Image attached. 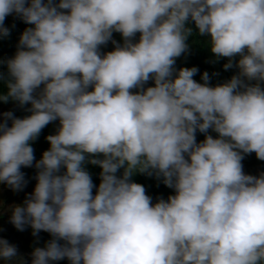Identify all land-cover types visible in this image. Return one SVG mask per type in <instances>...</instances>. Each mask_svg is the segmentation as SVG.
I'll return each mask as SVG.
<instances>
[{
  "label": "clouds",
  "instance_id": "clouds-1",
  "mask_svg": "<svg viewBox=\"0 0 264 264\" xmlns=\"http://www.w3.org/2000/svg\"><path fill=\"white\" fill-rule=\"evenodd\" d=\"M10 14L30 27L0 61V102L29 114L2 113L0 184L22 191L36 170L8 221L50 236L27 264H264V172L241 163L264 161V0H0V37ZM189 24L237 70L225 82L175 67ZM136 174L173 194L153 202ZM0 260L25 264L5 239Z\"/></svg>",
  "mask_w": 264,
  "mask_h": 264
},
{
  "label": "rangeland",
  "instance_id": "rangeland-1",
  "mask_svg": "<svg viewBox=\"0 0 264 264\" xmlns=\"http://www.w3.org/2000/svg\"><path fill=\"white\" fill-rule=\"evenodd\" d=\"M15 20L18 21L19 19L15 17ZM5 26V24H4ZM24 28V25L20 26V31ZM19 28H17L16 32ZM2 37H0L1 41ZM113 39L117 42H120V36L116 35V33H113ZM7 48H4V51H6ZM112 50V44L109 43L105 46L101 47V52H107ZM225 62L224 58H221L219 61L215 63H210L209 66H211V70L213 73H217V75L213 76L212 74H209L210 76V85L215 86L219 83L225 82L227 79H229L232 75L236 73L235 68H231L228 70L222 69L221 65ZM197 82H200V76L193 77ZM6 111H12L15 117H18L16 115V108L12 104H1L0 103V120L3 119L2 113ZM212 135H215L214 133H209ZM196 140L197 142L203 140V134L197 133L196 134ZM36 145H32L34 149V157L36 160L40 158L41 153L35 147ZM243 166V171L245 174L250 175H257L260 172H264V161L258 160L254 153H250L244 156L243 160L241 161ZM34 168L28 167V168H22L21 171L25 174V180L27 181L26 186L23 188L22 191L14 192L10 190L8 187H6L3 184H0V239L7 240L10 244L14 245L17 249V254L19 257H21L25 264H27V261L29 260V253L31 252L33 247L37 246H43V244L50 239V236L48 233L45 232H39L38 237H33L30 234V229L27 227L23 231H17L8 221L9 216V208L11 205L14 204H21L22 201L25 199L27 194H30L33 186L35 184L34 180ZM0 264H5L3 260H0ZM53 264H58V262H53Z\"/></svg>",
  "mask_w": 264,
  "mask_h": 264
},
{
  "label": "trees",
  "instance_id": "trees-1",
  "mask_svg": "<svg viewBox=\"0 0 264 264\" xmlns=\"http://www.w3.org/2000/svg\"><path fill=\"white\" fill-rule=\"evenodd\" d=\"M6 27L9 28V34L6 37H2L0 41V61L5 60L6 58H10L15 50H16V43L18 40V37L20 33L26 28L30 27V25H26L21 20L16 21L13 15H8L5 17V20L3 22ZM24 25V28L20 31V26ZM189 27H193V34L189 37L188 40V50L186 53H182L181 56L177 57L175 60V67L178 69L180 67H193L195 66L197 68L196 76H200L201 72H209V74H212L210 63L213 60V55L210 53L208 46H207V37L200 36L196 34L195 28L193 25L189 24ZM17 28H19L16 32ZM116 35L119 38V34L116 33ZM4 48H7L6 51H4ZM5 71L3 63H0V73H3ZM151 86V81H148L145 85V87ZM4 92V86L3 82L0 81V94ZM1 104H12L16 108V115L18 118H23L27 116L29 113L24 111V109L19 108L16 106L14 102H8ZM25 108L28 106L25 105ZM57 127V122L53 121L46 125L41 132L39 133L38 137L35 141L32 142V145H36L37 149L40 153H42L44 150L47 149L48 144L45 140V137L47 135H51L55 133ZM31 145V146H32ZM86 169L91 174L93 184L97 185L99 183V177L98 173L100 169L97 166L93 165H86ZM34 170V175H35ZM133 182L139 183L145 187L146 194L152 197L153 202H155L157 197L161 198H167V196L172 195L173 192L171 189L166 188L162 183H159L154 177L145 176L143 174H136L132 178ZM94 191V190H93ZM58 264H68V261L61 260L58 261Z\"/></svg>",
  "mask_w": 264,
  "mask_h": 264
}]
</instances>
